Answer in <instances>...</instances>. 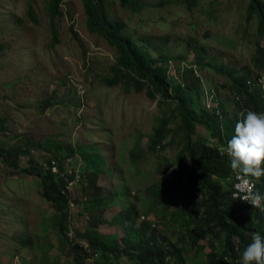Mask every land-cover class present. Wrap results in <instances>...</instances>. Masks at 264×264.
<instances>
[{"label": "rangeland", "instance_id": "rangeland-1", "mask_svg": "<svg viewBox=\"0 0 264 264\" xmlns=\"http://www.w3.org/2000/svg\"><path fill=\"white\" fill-rule=\"evenodd\" d=\"M130 1L104 0L109 19L123 22L125 33L151 57L170 58L167 65L172 79L180 81L184 70L190 68L179 57L191 60L195 54H205L202 63L224 71L249 72L250 81L259 78L264 89V74L254 70L251 61L256 22L255 17L249 23L245 20L249 0H196L190 8L182 0H140L143 9L139 12L131 9ZM47 2L0 0V120H5L8 128L0 134V145H25L29 149V156L19 158L16 170L0 158V264H75L68 249L60 247L53 228L55 209L41 198L38 177L20 169L32 163L44 169L53 155L66 157L74 151L73 157L66 158L70 164L65 161L64 167L69 174L79 170L81 176L87 175L80 152L93 154L92 148L105 160L107 171L97 176L95 187L99 191L92 186L89 194H84L80 183L69 187L68 241L78 242L75 235L88 226L89 215L83 211L85 197L110 196V191L124 190L123 202L139 213L132 229H127L129 223L126 228L101 224L99 231L119 241L128 231L137 239L136 230L149 223L158 244L175 242L179 232L169 213L182 203L184 181L169 196L173 201L170 208L154 209L147 201L149 185L160 180L158 166L174 164L182 149L181 136L172 143L168 136L161 143L163 149L148 150L153 128L164 115L171 117L168 128L177 125L171 112L174 104L150 100L144 91L124 93L119 87L103 84L102 79L114 72L115 50L87 31L79 0L62 1V16L55 21L58 41L52 44ZM28 8L37 22L28 18ZM192 68L203 90L199 100L194 91L187 92L195 108L199 102L212 112L214 93L227 101L230 109L235 108L227 78L207 67ZM193 136L211 143L203 127H197ZM134 149L139 157L132 163L130 151ZM120 210L116 205L102 216L109 221ZM199 243L206 247L203 259L210 251L222 250L220 240L213 237ZM189 244L184 239V248ZM200 256L194 251L188 253L191 258ZM83 264L92 262L86 259ZM118 264L131 263L121 259Z\"/></svg>", "mask_w": 264, "mask_h": 264}, {"label": "trees", "instance_id": "trees-1", "mask_svg": "<svg viewBox=\"0 0 264 264\" xmlns=\"http://www.w3.org/2000/svg\"><path fill=\"white\" fill-rule=\"evenodd\" d=\"M63 0H48L47 15L52 36V44L58 41L55 21L62 16L61 3ZM85 14V25L89 33L102 38L115 50L114 72L110 78L102 79L105 86L119 87L124 93H141L150 100H158L164 105L174 104L171 109L178 122L175 127L168 128L171 117L164 115L153 128V134L148 145L149 151L161 145L170 136V142L176 136H181L182 149L178 152L175 163L158 166L159 183L149 185L148 200L154 209H168L172 205L171 198L175 186L184 181L182 203L171 213L170 222L178 229L179 235L175 242L160 245L157 243L155 232L149 223H143L137 231V239L126 234L119 239L112 235H104L99 231L101 224L109 226H124L128 223L130 229L138 219L136 208L123 202L127 191H110V196L89 195L84 198L83 211L89 215L88 226L75 236L77 241H68L66 223L70 208V193L66 189L67 183L73 174L66 170L65 161L73 157L72 151L66 157L53 155L45 164L55 161L59 172L66 175V180L53 174L50 169L39 168L31 164L29 168L20 169L24 174L36 175L41 198L55 209L53 228L60 238V247L67 248L73 256L75 264L96 255L92 264H118L125 259L131 264H240L243 250L252 242L251 234L260 233L264 236V211L251 209L250 211L232 198V190L228 178L232 175L230 158L221 154L220 149L226 147L227 141L234 134L236 122L241 119V113L248 110L258 114L264 113V89L257 80L250 81L249 72L229 69L224 71L202 63L205 54H195V59L184 60L190 68L184 70L181 80H174L168 75L167 63L171 61L166 56L151 57L149 53L136 46L132 38L124 31V23L110 20L104 0H79ZM188 8L195 6L196 0H182ZM125 4V0H121ZM131 9L139 12L143 9L140 0L130 1ZM32 22H37L33 12L28 8L26 12ZM255 17L256 41L251 56L254 70L264 74V2L262 0H249L246 5L245 20L250 22ZM193 41L190 46L193 47ZM2 46H0V51ZM207 67L215 70L219 75L227 78L228 90L234 94V107L229 108L227 101H221L214 93L212 101L215 103L210 112L204 106L192 104L187 92L194 91L197 100L202 96V84L195 76L192 66ZM197 127H203L209 132L211 143L208 144L194 138ZM5 120H0V134L7 132ZM93 154L85 151L80 155L85 161L87 175H82L80 188L84 194H89L88 188L95 187L97 176L106 172L105 160L99 152L92 148ZM29 156L27 146L16 145L3 147L0 145V158L13 169L19 168V158ZM138 152L130 151L132 163L138 160ZM65 159V160H64ZM64 164V165H63ZM176 167V169H175ZM125 182V181H124ZM123 182V184H124ZM85 184H87L85 186ZM256 191L264 195V177L256 181ZM119 205L121 210L111 220L103 218V212L113 206ZM168 212V211H166ZM150 214V212L145 213ZM132 229V228H131ZM134 231V230H133ZM213 237L220 240L222 250L220 253L202 254L205 246L200 240H210ZM184 239L189 246L184 248ZM87 244L88 251L83 247ZM191 251L200 254V259L188 257ZM92 254V255H89ZM44 264V263H43Z\"/></svg>", "mask_w": 264, "mask_h": 264}, {"label": "clouds", "instance_id": "clouds-1", "mask_svg": "<svg viewBox=\"0 0 264 264\" xmlns=\"http://www.w3.org/2000/svg\"><path fill=\"white\" fill-rule=\"evenodd\" d=\"M240 115L242 118L236 122L234 134L227 141L226 147H222L220 151L230 158L233 172L228 182L232 198L241 202L248 211L251 209L264 211V195L256 191V181L264 177V113L258 114L248 110ZM235 173L239 181L235 187L242 193L239 198L233 196ZM251 240L252 242L242 252L240 264H264V236L252 233ZM95 258L96 256L91 262Z\"/></svg>", "mask_w": 264, "mask_h": 264}, {"label": "built area", "instance_id": "built-area-1", "mask_svg": "<svg viewBox=\"0 0 264 264\" xmlns=\"http://www.w3.org/2000/svg\"><path fill=\"white\" fill-rule=\"evenodd\" d=\"M259 84H261L260 82H259V79H258V81H257ZM67 162V161H66ZM68 164H70V161L69 162H67ZM44 168L45 169H50L51 170V172L53 173V174H56V175H58L60 178H63L64 180H66V175L64 174V173H60L59 172V169H58V166H57V164H56V162L55 161H51V163H50V165H48V164H44ZM68 171V170H67ZM81 174H80V172H79V170L77 171V172H75V170H73V177H72V179L67 183V185H66V189H67V191H68V193H69V187L70 186H75V185H77V184H79L80 183V180H81ZM234 183H233V189H234V197H236V198H239L241 195H242V193L235 187V185L239 182L237 179H236V173H235V175H234ZM255 190V189H254ZM242 201V200H241ZM243 202V201H242ZM245 204H247V206H250V207H252L250 204H248L247 202H244ZM72 206V205H71ZM83 244V247L86 249V251H88V247H87V244H85V243H82ZM89 255H92V254H89ZM96 255H92V256H90L89 258H88V260L89 261H91L94 257H95ZM37 264H43V263H37Z\"/></svg>", "mask_w": 264, "mask_h": 264}]
</instances>
